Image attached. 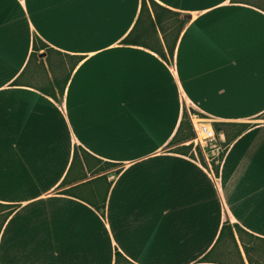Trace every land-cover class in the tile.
<instances>
[{"label":"crops","instance_id":"0c3cea01","mask_svg":"<svg viewBox=\"0 0 264 264\" xmlns=\"http://www.w3.org/2000/svg\"><path fill=\"white\" fill-rule=\"evenodd\" d=\"M157 1L166 57L124 41L142 0H0V264H264V8ZM189 109L251 123L218 169Z\"/></svg>","mask_w":264,"mask_h":264},{"label":"trees","instance_id":"16d2710c","mask_svg":"<svg viewBox=\"0 0 264 264\" xmlns=\"http://www.w3.org/2000/svg\"><path fill=\"white\" fill-rule=\"evenodd\" d=\"M248 2L258 7L264 8V5L258 0H238ZM262 1V0H261ZM264 1V0H263ZM185 24V19L182 17L181 12L174 10L168 6H165L158 2L157 0H142V8L140 17L133 28V30L124 38L125 42H134V43H142L146 45H150L153 49L158 51L161 55L167 56L166 49L163 44V38L168 44V51L173 52L177 39L180 35V32ZM161 33L163 38L161 37ZM169 38L172 39V42H169ZM46 49L48 52L52 51V47L45 41L42 40L39 36H35L34 39V51L33 55H36L37 51L40 49ZM264 117V113L262 114ZM250 122H225V121H216L214 122V126L218 132L224 130L227 139L225 144H229L235 137L241 134L244 130H246L250 126ZM229 126H232V131L229 130ZM195 136V131L191 120L189 118L188 110L184 111L183 118L179 127V130L174 137L173 141H177L179 139H190ZM179 151L191 152L196 149L199 152V155L203 161L206 162L204 154L199 146L194 148V144H183L177 148ZM79 152L76 151V155L78 156ZM225 152H223L220 156L223 159ZM220 163H215V169L219 168ZM66 192H70V189H66ZM3 211V208L0 209ZM9 210L7 213H10ZM239 233H243L244 228L237 225L236 226ZM229 232L234 236L233 226L229 221H226L222 228V233ZM122 256L121 252H117V261ZM207 258V256H205Z\"/></svg>","mask_w":264,"mask_h":264},{"label":"built area","instance_id":"2783aa9c","mask_svg":"<svg viewBox=\"0 0 264 264\" xmlns=\"http://www.w3.org/2000/svg\"><path fill=\"white\" fill-rule=\"evenodd\" d=\"M188 112L195 131V136L191 139L194 148L199 146L209 162H211V157L213 156L220 160L221 154L227 151L228 145H223V141L225 142V140L216 130L212 118L196 110L189 109Z\"/></svg>","mask_w":264,"mask_h":264},{"label":"rangeland","instance_id":"374dc122","mask_svg":"<svg viewBox=\"0 0 264 264\" xmlns=\"http://www.w3.org/2000/svg\"><path fill=\"white\" fill-rule=\"evenodd\" d=\"M254 1V0H253ZM256 1H258V0H256ZM263 5H264V1L262 0H259ZM191 139H193V137L192 138H190V141H188L186 144H190V143H193V141H191ZM225 141H226V139H224ZM223 145H225V142L223 141ZM226 146V145H225ZM224 146V147H225ZM202 150V149H201ZM226 153V152H225ZM193 154H196V156L197 155H199V152H197V150L196 149H194L193 150ZM204 154V153H203ZM206 156V155H205ZM222 161V159H218L217 157L216 158H214V156L213 157H211V162H212V164L214 165L215 163H220Z\"/></svg>","mask_w":264,"mask_h":264},{"label":"water","instance_id":"95a60500","mask_svg":"<svg viewBox=\"0 0 264 264\" xmlns=\"http://www.w3.org/2000/svg\"><path fill=\"white\" fill-rule=\"evenodd\" d=\"M191 17V14L190 13H185L184 14V18H190ZM46 52H42V55H45Z\"/></svg>","mask_w":264,"mask_h":264}]
</instances>
